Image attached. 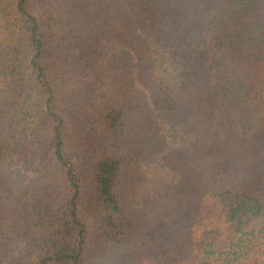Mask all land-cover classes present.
<instances>
[{
  "label": "trees",
  "instance_id": "1",
  "mask_svg": "<svg viewBox=\"0 0 264 264\" xmlns=\"http://www.w3.org/2000/svg\"><path fill=\"white\" fill-rule=\"evenodd\" d=\"M263 217L264 0H0V264H264Z\"/></svg>",
  "mask_w": 264,
  "mask_h": 264
},
{
  "label": "rangeland",
  "instance_id": "2",
  "mask_svg": "<svg viewBox=\"0 0 264 264\" xmlns=\"http://www.w3.org/2000/svg\"><path fill=\"white\" fill-rule=\"evenodd\" d=\"M143 169H144L147 173H149V175H150V173H151V171H152L153 168L151 169V168L143 167ZM263 227H264V217L261 218V219H259V220H257V221H255L254 223H252V224L248 227L247 231L259 230V229H261V228H263ZM228 245H229V241H228V240H226V239H220V240H218L217 243H216V248H217L220 252H223V251H225V250L227 249ZM243 264H245V263H243Z\"/></svg>",
  "mask_w": 264,
  "mask_h": 264
}]
</instances>
